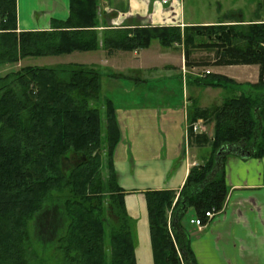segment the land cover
I'll list each match as a JSON object with an SVG mask.
<instances>
[{"label": "trees", "instance_id": "trees-1", "mask_svg": "<svg viewBox=\"0 0 264 264\" xmlns=\"http://www.w3.org/2000/svg\"><path fill=\"white\" fill-rule=\"evenodd\" d=\"M257 8L263 12L260 19L239 25L113 28L100 25L98 0H69L67 18L51 19L49 30L17 31L16 0H0L2 69L26 57L99 48L109 54L133 52L153 40L164 48L181 45L187 68L258 67L257 82L245 84L248 89L210 72L185 77L202 88L231 90L219 106L189 107L191 123L201 119L213 125L211 137L192 135L202 137L209 157L190 168L178 192H144L154 264H197L182 222L185 214L221 211L228 156H264V0ZM193 51L207 55L195 61ZM101 76L98 66L79 63L27 66L0 75V264L61 259L66 264H135L132 222L113 166L119 129L114 105L101 92ZM68 156L77 163L65 170ZM53 207L51 240L37 251L31 230Z\"/></svg>", "mask_w": 264, "mask_h": 264}, {"label": "crops", "instance_id": "crops-1", "mask_svg": "<svg viewBox=\"0 0 264 264\" xmlns=\"http://www.w3.org/2000/svg\"><path fill=\"white\" fill-rule=\"evenodd\" d=\"M43 1L16 0L17 31L49 30L51 19L65 20L67 18L69 0ZM140 9H143V7L131 0H98L99 23L101 26L110 25L113 28L145 25L131 20L126 23L122 21L112 23L109 21L110 15H117L116 11L124 13L131 10L129 13H132V11ZM107 10L110 12H107ZM186 25L189 24L184 22L175 24L179 27ZM102 29V27L99 28V30ZM172 48L175 47L164 49ZM176 48H180L178 50L179 55H177L179 63L169 62L162 68L175 72L176 77H180L183 96L181 106L167 107L169 108L166 109L167 111L154 110L152 113H148L147 116L144 114L139 118H135V115L132 114L118 113L115 108L119 141L113 150V166L117 174L118 184L121 170L127 165L131 167V171L134 170L135 178L140 181L147 180V189L143 192L161 190L178 192L183 186L190 168L206 160L210 155L209 152L197 156L202 148H209L208 145L202 142L201 136L193 138V136L201 134L207 136L204 132L206 122L198 119L196 122L201 123V130L193 134L189 128L191 122L188 120V111L191 105H197L201 108L213 107V105L201 104L199 97L200 92L211 87L202 88L193 81L184 84L185 75L182 73L183 50L181 45H177ZM144 50L133 52L113 51L109 54L106 50L99 48L96 51H90V53L97 54L98 60L79 64H92L99 68L110 64L114 67L111 69L117 71L119 70L118 67L122 65L127 66L126 72L133 74L141 70L156 69L157 67L154 66L141 65L140 59L143 57L140 56V52ZM120 58L122 60L118 61ZM133 58L138 63H134L135 66H130L131 62H134ZM180 65L182 66L180 67ZM222 67L228 66L208 67L207 70L212 74L229 78L238 83L233 76L218 72V69ZM192 68L197 70L195 67ZM191 74H194L190 76L191 79L200 76L195 73ZM130 77L132 79L127 80L132 81L136 86L138 85L137 82H142L137 77ZM257 79L258 75L256 80L249 83L254 84ZM187 86L192 88L190 94L187 92ZM224 99L214 106L221 105ZM111 101L114 105V101L112 99ZM119 153L124 156L118 158ZM150 156H153L154 161L164 164L162 171L153 173L152 169L148 167V157ZM171 166L175 173L167 178V171ZM224 171L227 195L221 211L213 219L207 220L201 229L191 225L195 227L189 233L190 248L195 260L197 264H264V156L260 159L229 156L225 161ZM124 192L126 191L124 190Z\"/></svg>", "mask_w": 264, "mask_h": 264}, {"label": "rangeland", "instance_id": "rangeland-1", "mask_svg": "<svg viewBox=\"0 0 264 264\" xmlns=\"http://www.w3.org/2000/svg\"><path fill=\"white\" fill-rule=\"evenodd\" d=\"M134 3L141 5L143 9L137 11H125L124 13L117 12L109 16V21L119 23L120 21L126 23L128 20L149 25V26H175L178 22H184L189 25H203V24H234L239 25L247 23L249 21L258 20L263 16V12L259 11L257 4L262 0H169L167 4H162L160 0H131ZM43 2H47L44 0ZM107 12H110L107 10ZM124 17L122 18V16ZM139 16V17H137ZM181 29L183 27H180ZM173 49L162 48L157 40H153L149 47L144 51L140 52L142 66H154L157 67L154 70H141L133 73L126 72L127 66L118 67L119 70L111 69L113 65L103 66L102 76L100 80L101 92L107 98H111L114 101V108L118 113L129 115H135V118L147 116L148 113L155 111H167L166 109L175 108L181 106L183 102L182 96V83L179 76L176 77V73L170 70H164L162 67L172 62L178 64L177 55H179L174 45ZM207 54L203 52H192L190 59L197 61ZM132 58V57H131ZM98 60L97 54L85 52H75L71 55L63 56H51V57H26L19 61L14 67L0 68V75L5 74L11 69H20L27 66H52L58 64L68 63H84L94 62ZM117 60V59H114ZM122 60L121 58L118 59ZM134 62H131L130 66L138 61L133 58ZM182 65H180L181 67ZM185 77L192 76L195 73L200 75L205 68H199L192 70L191 67L187 68L185 64ZM207 69V68H206ZM220 73L228 74L233 76L238 81L236 84L242 85L243 89L245 84H251L250 81L256 80L258 75V67L254 65H238L228 66L218 69ZM112 74H121L124 76H134L142 80L134 84L132 81L124 78H114ZM111 75V76H110ZM175 76V77H174ZM184 77V78H185ZM229 79V78H228ZM248 82V83H245ZM186 82H184L185 84ZM136 86V87H135ZM185 89V87H184ZM183 89V90H184ZM231 88H208L203 92L199 93L200 103L203 105H217L223 98L230 95ZM187 92L190 94L192 88L187 86ZM144 121V120H142ZM205 133L208 137L212 135V123H205ZM210 148H202L201 152L197 153L200 156L201 153L208 154ZM245 154H242V157ZM124 155H118V158H122ZM147 156V154H146ZM229 157V156H228ZM227 157V158H228ZM153 156L148 157L149 165L153 173L162 171L163 165L159 161H154ZM226 158V159H227ZM74 157H67L64 160V169L69 170L70 167L75 165L77 162ZM175 166V165H174ZM174 172L172 166L167 171V178L170 177ZM146 179L140 181L134 176V170L131 171V167L125 165L121 170L119 184L126 191L124 195V204L126 214L130 221L131 232L134 242V256L135 264H154L153 255L151 249L150 233L148 226V217L146 211V201L143 190L147 189ZM56 208L47 209L44 215L37 219L35 225L31 230L33 238H35L36 250L40 251L45 244L51 240L52 237V225L53 216L56 214ZM194 213L188 212L183 218L184 228L190 233L193 228L189 224V220L192 219ZM42 241H39V238ZM41 246V248L39 247ZM49 252V249L46 248ZM48 255V253H44ZM55 262H49L48 264H66L63 260H54Z\"/></svg>", "mask_w": 264, "mask_h": 264}, {"label": "built area", "instance_id": "built-area-1", "mask_svg": "<svg viewBox=\"0 0 264 264\" xmlns=\"http://www.w3.org/2000/svg\"><path fill=\"white\" fill-rule=\"evenodd\" d=\"M162 4H167L169 0H160ZM194 71V68H191ZM185 67L182 66V73L185 74ZM203 74H209V71L205 69L201 72L200 76H203ZM189 128L191 129L193 134L198 133L201 130V123L193 122L189 125ZM218 213L214 210H208L204 213L203 217H194L189 220L190 225H194L198 229H201L207 220L213 219Z\"/></svg>", "mask_w": 264, "mask_h": 264}, {"label": "water", "instance_id": "water-1", "mask_svg": "<svg viewBox=\"0 0 264 264\" xmlns=\"http://www.w3.org/2000/svg\"><path fill=\"white\" fill-rule=\"evenodd\" d=\"M244 156H245V157H249V154H245Z\"/></svg>", "mask_w": 264, "mask_h": 264}]
</instances>
